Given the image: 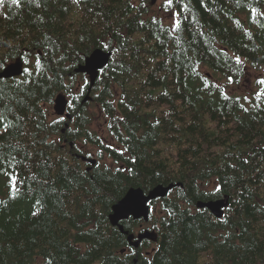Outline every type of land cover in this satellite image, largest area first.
<instances>
[{
  "label": "trees",
  "instance_id": "trees-1",
  "mask_svg": "<svg viewBox=\"0 0 264 264\" xmlns=\"http://www.w3.org/2000/svg\"><path fill=\"white\" fill-rule=\"evenodd\" d=\"M96 49L91 86L76 68ZM19 57L0 78V264H264V0H4L0 71ZM159 185L149 253L109 216ZM224 197L222 218L198 207Z\"/></svg>",
  "mask_w": 264,
  "mask_h": 264
},
{
  "label": "water",
  "instance_id": "water-1",
  "mask_svg": "<svg viewBox=\"0 0 264 264\" xmlns=\"http://www.w3.org/2000/svg\"><path fill=\"white\" fill-rule=\"evenodd\" d=\"M153 3L156 0H152ZM112 52H106L101 49H96L91 56L87 59L84 65H80L76 68L77 72L88 73L91 78V86H93L99 77L100 71L107 67L111 60ZM24 72V61L21 58L16 59V61L8 66H6L2 71H0V78H11L15 76L22 75ZM91 90V89H90ZM88 98V97H87ZM69 104V99L61 94L55 99V110L59 115H64L67 106ZM84 160L95 165V159ZM173 188L170 186H158L151 190L148 195L145 194L142 188H131L127 194L113 207V214L110 216V220L113 226H119L122 232L128 233L124 230V226L121 225V221L128 220L133 217V219H149V203L158 198H164L168 195L169 191ZM230 203L229 197H225L219 200H213L208 202H199L198 207L208 208L214 215L221 218L224 214V208ZM135 236L130 234L128 239L132 246L138 247L144 238H152V234L149 232L141 233L138 236V240L134 241Z\"/></svg>",
  "mask_w": 264,
  "mask_h": 264
},
{
  "label": "snow or ice",
  "instance_id": "snow-or-ice-1",
  "mask_svg": "<svg viewBox=\"0 0 264 264\" xmlns=\"http://www.w3.org/2000/svg\"><path fill=\"white\" fill-rule=\"evenodd\" d=\"M14 2H17L18 3V0H14ZM3 3H4V0H0V5H3ZM172 3H173V0H165V10H167L169 7H171L172 6ZM253 11H255V10H253ZM179 15L180 14L178 12H176V13L173 14L174 18H176L175 19V25H174V27L177 28V29L180 27V21L178 19ZM105 47H107V45H105ZM236 59H237V63H239L240 62L239 57H237ZM37 63H39V61H37ZM229 82H232L231 77H229ZM257 83L258 84H261V85H264V79L258 80ZM257 96L258 97L264 96V89H262L260 92H258L257 93ZM245 99H247V97H245ZM6 127L7 126H5V128ZM15 179H16L15 177H12L13 195H15V190H16Z\"/></svg>",
  "mask_w": 264,
  "mask_h": 264
},
{
  "label": "rangeland",
  "instance_id": "rangeland-1",
  "mask_svg": "<svg viewBox=\"0 0 264 264\" xmlns=\"http://www.w3.org/2000/svg\"><path fill=\"white\" fill-rule=\"evenodd\" d=\"M158 9V5H156V6H154V10H157ZM97 119H96V124H95V126H97V125H99V128L100 127H103L104 126V120L102 119V117L101 116H99L98 114H97ZM100 131V130H99ZM145 228H148L149 227V225L148 224H145V226H144Z\"/></svg>",
  "mask_w": 264,
  "mask_h": 264
}]
</instances>
